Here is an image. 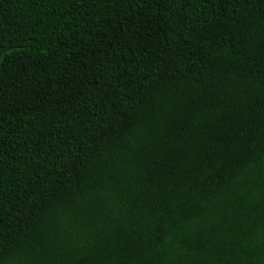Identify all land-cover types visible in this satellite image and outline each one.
Wrapping results in <instances>:
<instances>
[{"label": "trees", "instance_id": "1", "mask_svg": "<svg viewBox=\"0 0 264 264\" xmlns=\"http://www.w3.org/2000/svg\"><path fill=\"white\" fill-rule=\"evenodd\" d=\"M0 264H264V0H0Z\"/></svg>", "mask_w": 264, "mask_h": 264}]
</instances>
